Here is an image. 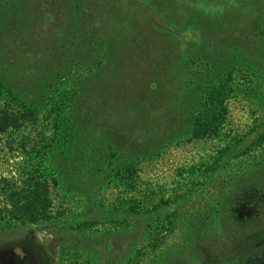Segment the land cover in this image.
I'll return each instance as SVG.
<instances>
[{
	"label": "rangeland",
	"instance_id": "rangeland-1",
	"mask_svg": "<svg viewBox=\"0 0 264 264\" xmlns=\"http://www.w3.org/2000/svg\"><path fill=\"white\" fill-rule=\"evenodd\" d=\"M36 3L42 4L46 17V24L42 21L46 35L42 34L40 44L44 61L54 59L65 72L63 77L75 83L76 104L93 123L103 118L111 142L139 155L132 195L151 212L132 218L127 233L96 239L98 263L222 264V259L237 254L239 246L238 252H243L236 264H254V260L264 264V162L254 171L250 168L251 156L264 153V143L254 146L248 156L230 159L217 176L205 178L208 164L226 140L224 135L251 140L261 112L231 97L223 102L226 120L212 135L178 140L176 126L193 91L202 85L206 64L221 55L225 45L249 43L256 28L264 25V0ZM128 80L137 88H128ZM117 86H121L120 99L136 103L124 107L133 115L120 112L115 103L111 106V90ZM9 88L0 86V264H46L41 244L57 230L43 229L42 221L28 225L12 217L18 215L14 206L34 183L29 161L42 137L50 135L51 118L24 111L11 96V91L20 93L19 89L15 84ZM242 161L246 167L237 175ZM117 193L109 189L99 194L103 206L97 214L104 206L114 207ZM50 197L52 212H76L74 198H59L53 192ZM256 200L259 216L251 229L247 222L257 212ZM165 206L171 207V214ZM173 212L178 215L175 219ZM199 212L200 222L193 218ZM157 216H164V221L150 241L146 224ZM258 227L261 232L254 233ZM64 239L56 250L57 264L71 262L73 244L87 243L73 236ZM79 260L73 262L80 264Z\"/></svg>",
	"mask_w": 264,
	"mask_h": 264
},
{
	"label": "trees",
	"instance_id": "trees-1",
	"mask_svg": "<svg viewBox=\"0 0 264 264\" xmlns=\"http://www.w3.org/2000/svg\"><path fill=\"white\" fill-rule=\"evenodd\" d=\"M42 21L46 24L42 4L36 0H0V86L9 88L15 84L20 93L10 90L11 96L20 101L24 111L31 114L42 112L51 118L50 135L42 137L29 161V173L34 183L25 191L21 202L14 206L18 215L12 218L28 225L42 221L43 229L57 230L41 244L46 264H57L56 250L67 236L86 239L87 243L85 246L73 244L72 252L68 251L72 263L66 264H78L73 262L74 258H80V264H99L100 247L96 239L127 233L132 227V218L151 212L143 209L132 195L139 155L111 142L105 135L103 118L101 123H93L76 104L75 83L63 77L65 72L54 59L51 63L44 61L40 44L46 31L42 29ZM128 81V88H137V83ZM119 88L121 86L111 90L114 96L109 99L111 106L115 103L120 112L133 115L135 112L124 107L132 108L136 103L133 99H120ZM193 93L189 103L185 104L183 120L176 125L177 134H180L178 140L205 138L218 131L226 120L223 102L228 98L237 97L261 112V122L256 126L258 131L251 140L246 136L226 138L224 135V144L206 169L205 178H212L228 167L230 159L248 156L254 146L264 143V25L256 28L249 43L223 46L222 54L206 64L202 85ZM176 126L171 125V128ZM251 161L250 168L254 171L259 163L264 162V153L251 156ZM242 164L245 161L239 163ZM245 167L240 166L237 175L238 172L241 175ZM109 189L117 190V202L108 209L104 206L97 214L103 206L99 194ZM52 192L59 198H74L76 212L63 209L52 212ZM255 202L258 205L254 203L253 207L257 212L252 213L247 222L251 229H255L252 222L259 216L260 202ZM165 208L167 214H171V207ZM201 214L199 212L193 218L200 222ZM172 216L174 219L178 217L176 212ZM157 217L146 224L150 241L164 221V216ZM101 224L103 227L99 229ZM97 230H101L99 237ZM256 232H261L260 227ZM239 249L242 247L238 246L237 254L222 259V264H236L243 252H238ZM217 263L206 261L205 264ZM253 263L260 264L258 260ZM119 264L125 263L122 260Z\"/></svg>",
	"mask_w": 264,
	"mask_h": 264
}]
</instances>
